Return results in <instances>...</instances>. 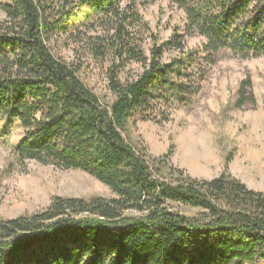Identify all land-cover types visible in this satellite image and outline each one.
Listing matches in <instances>:
<instances>
[{"label": "trees", "instance_id": "trees-1", "mask_svg": "<svg viewBox=\"0 0 264 264\" xmlns=\"http://www.w3.org/2000/svg\"><path fill=\"white\" fill-rule=\"evenodd\" d=\"M154 1L0 3V122L24 132L12 146L16 161L83 172L115 196L55 197L32 215L0 218V264H264V192L227 167L212 180L193 179L170 165L171 152L147 159L124 136L130 124H164L191 108L223 51L264 58V0H168L186 16L184 34L153 37L147 53L141 11ZM85 7L96 17L94 36L70 32ZM65 36L106 67L113 102L103 104L83 83V65L55 55L51 43ZM186 37L206 43L186 50ZM169 53L178 56L166 61ZM131 64L142 73L127 74ZM246 106H256L250 78L237 94L236 108Z\"/></svg>", "mask_w": 264, "mask_h": 264}, {"label": "rangeland", "instance_id": "rangeland-1", "mask_svg": "<svg viewBox=\"0 0 264 264\" xmlns=\"http://www.w3.org/2000/svg\"><path fill=\"white\" fill-rule=\"evenodd\" d=\"M7 0H0V3ZM141 14L150 28L145 49L149 53L153 37L167 41L179 29L184 34L186 16L168 0H155ZM95 14L85 7L70 23V32L94 36L90 24ZM6 19L0 10V22ZM206 43L200 37L185 38L186 50H199ZM84 42L70 36L55 38L51 49L67 64L83 65L81 80L103 104H110V91L105 68L101 69L84 50ZM177 53H169V61ZM143 68L131 64L126 73L138 75ZM126 73L122 74L123 81ZM250 78L256 106L236 108L240 83ZM127 140L147 159L173 154L170 165L193 179L212 180L225 168L249 189L264 192V58L242 59L223 51L210 78L191 108L176 110L164 124L138 122L130 124ZM24 132L17 123L0 122V218L11 220L32 215L49 207L55 197L115 199L103 184L80 171H62L36 162L20 166L12 146L22 141ZM230 163L226 165V159ZM172 208L199 217L200 211L172 205Z\"/></svg>", "mask_w": 264, "mask_h": 264}]
</instances>
